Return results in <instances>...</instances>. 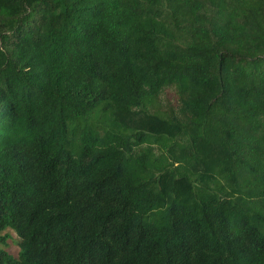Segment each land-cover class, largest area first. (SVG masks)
Here are the masks:
<instances>
[{"label":"trees","instance_id":"trees-1","mask_svg":"<svg viewBox=\"0 0 264 264\" xmlns=\"http://www.w3.org/2000/svg\"><path fill=\"white\" fill-rule=\"evenodd\" d=\"M6 229L0 264H264V0H0Z\"/></svg>","mask_w":264,"mask_h":264},{"label":"rangeland","instance_id":"rangeland-1","mask_svg":"<svg viewBox=\"0 0 264 264\" xmlns=\"http://www.w3.org/2000/svg\"><path fill=\"white\" fill-rule=\"evenodd\" d=\"M159 102L162 110H167L170 107L177 108L179 106L180 100L177 93L171 89L166 88L159 96ZM0 235H6V238L0 246L8 251L15 258L18 257L20 246L19 237L11 229H6L0 233Z\"/></svg>","mask_w":264,"mask_h":264}]
</instances>
